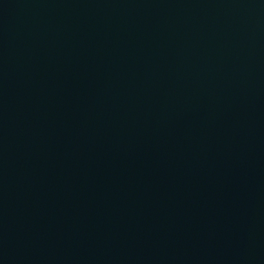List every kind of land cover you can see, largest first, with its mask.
Here are the masks:
<instances>
[{
  "label": "water",
  "instance_id": "obj_1",
  "mask_svg": "<svg viewBox=\"0 0 264 264\" xmlns=\"http://www.w3.org/2000/svg\"><path fill=\"white\" fill-rule=\"evenodd\" d=\"M0 264H264V0H0Z\"/></svg>",
  "mask_w": 264,
  "mask_h": 264
}]
</instances>
